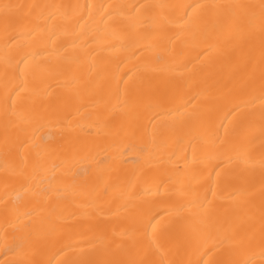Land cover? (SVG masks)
Segmentation results:
<instances>
[{"label":"bare ground","instance_id":"6f19581e","mask_svg":"<svg viewBox=\"0 0 264 264\" xmlns=\"http://www.w3.org/2000/svg\"><path fill=\"white\" fill-rule=\"evenodd\" d=\"M0 264H264V0H0Z\"/></svg>","mask_w":264,"mask_h":264}]
</instances>
